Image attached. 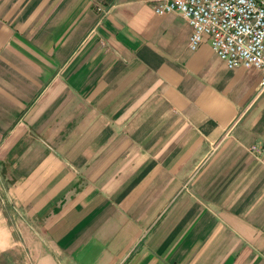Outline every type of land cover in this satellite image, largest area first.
<instances>
[{"label":"crops","instance_id":"obj_1","mask_svg":"<svg viewBox=\"0 0 264 264\" xmlns=\"http://www.w3.org/2000/svg\"><path fill=\"white\" fill-rule=\"evenodd\" d=\"M156 0H0V264H264V90Z\"/></svg>","mask_w":264,"mask_h":264},{"label":"built area","instance_id":"obj_2","mask_svg":"<svg viewBox=\"0 0 264 264\" xmlns=\"http://www.w3.org/2000/svg\"><path fill=\"white\" fill-rule=\"evenodd\" d=\"M164 15L181 13L191 24L190 47L205 38L229 68H257L264 90V0H156Z\"/></svg>","mask_w":264,"mask_h":264}]
</instances>
